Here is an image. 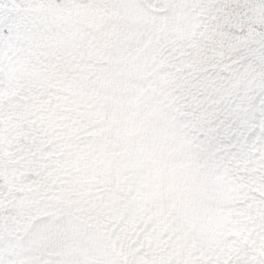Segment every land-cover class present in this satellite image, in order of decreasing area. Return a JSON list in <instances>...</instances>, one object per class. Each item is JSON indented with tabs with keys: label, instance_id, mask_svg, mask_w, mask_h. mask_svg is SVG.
<instances>
[{
	"label": "snow or ice",
	"instance_id": "1",
	"mask_svg": "<svg viewBox=\"0 0 264 264\" xmlns=\"http://www.w3.org/2000/svg\"><path fill=\"white\" fill-rule=\"evenodd\" d=\"M0 264H264V0H0Z\"/></svg>",
	"mask_w": 264,
	"mask_h": 264
}]
</instances>
